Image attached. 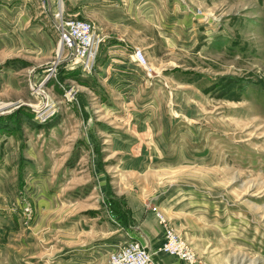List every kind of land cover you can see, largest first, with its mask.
I'll return each instance as SVG.
<instances>
[{
    "label": "rangeland",
    "instance_id": "rangeland-1",
    "mask_svg": "<svg viewBox=\"0 0 264 264\" xmlns=\"http://www.w3.org/2000/svg\"><path fill=\"white\" fill-rule=\"evenodd\" d=\"M1 105L0 264H107L140 212L264 264V0H0Z\"/></svg>",
    "mask_w": 264,
    "mask_h": 264
},
{
    "label": "built area",
    "instance_id": "built-area-1",
    "mask_svg": "<svg viewBox=\"0 0 264 264\" xmlns=\"http://www.w3.org/2000/svg\"><path fill=\"white\" fill-rule=\"evenodd\" d=\"M41 1L44 4L47 0ZM53 18L56 27L60 30V42L62 43L63 40L71 48V59L79 56H86L87 59L93 57L96 44L92 37L89 22L78 19L64 20V17L60 16L59 13L55 14ZM134 55L140 64H145L146 59L141 50H136ZM156 217L163 228V237L155 249L137 239H130L109 254L107 264H157L155 256L158 252L185 262L192 261L194 254L190 246L176 234L162 214L158 212Z\"/></svg>",
    "mask_w": 264,
    "mask_h": 264
},
{
    "label": "crops",
    "instance_id": "crops-1",
    "mask_svg": "<svg viewBox=\"0 0 264 264\" xmlns=\"http://www.w3.org/2000/svg\"><path fill=\"white\" fill-rule=\"evenodd\" d=\"M146 20L147 21L150 20L151 22L150 21L149 22L152 23L155 20L157 21V18L155 15H151L149 16V20L148 19ZM142 213L140 212V214L136 213L132 215L135 221H133L132 219V222H131L132 225H129L128 228L130 229L131 232H133V236L128 234L129 239L125 240L120 245L124 244L130 239H137L143 244H146V245L148 244L152 249H155L160 244L163 234H162V227L157 222L158 221L156 219L157 217L149 213H145V214H142ZM155 259H156L157 264H187L183 260H180L173 256L166 255L161 252H158L156 254ZM56 262L60 263L62 262V260L59 259Z\"/></svg>",
    "mask_w": 264,
    "mask_h": 264
},
{
    "label": "bare ground",
    "instance_id": "bare-ground-1",
    "mask_svg": "<svg viewBox=\"0 0 264 264\" xmlns=\"http://www.w3.org/2000/svg\"><path fill=\"white\" fill-rule=\"evenodd\" d=\"M57 22H58V20H57ZM58 45H59V46H58V48H59V47H60V45H62V43H61V42H59V43H58ZM6 106H7V105H6ZM1 107H2V105L0 106V108H1ZM4 107H5V106H4Z\"/></svg>",
    "mask_w": 264,
    "mask_h": 264
}]
</instances>
